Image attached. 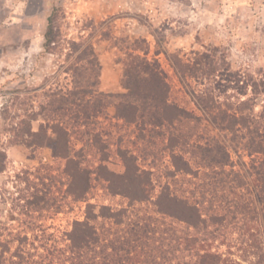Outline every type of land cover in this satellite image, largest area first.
I'll use <instances>...</instances> for the list:
<instances>
[{
    "label": "rangeland",
    "instance_id": "rangeland-1",
    "mask_svg": "<svg viewBox=\"0 0 264 264\" xmlns=\"http://www.w3.org/2000/svg\"><path fill=\"white\" fill-rule=\"evenodd\" d=\"M55 9L58 39L48 51L45 34ZM90 47L94 54L83 57ZM137 56L159 63L171 88L170 101L184 110L202 116L196 99L209 96L222 109L255 104L254 116L259 117L264 111V0H0V151L7 156L0 172V243L10 241L8 262H18L13 253L27 237L21 250L29 264H70L68 234L85 220L88 204L97 206V213L100 207L127 211L124 228L99 221L105 237L130 233L137 224L156 227L161 220L153 205L131 206L127 198L110 194L108 184L97 177L100 165L123 175L120 153L128 150L142 169L152 171L156 196L167 181V168H172L170 151H163L168 134L163 139L158 129L141 133L135 124L118 118L115 104L103 105L101 114L93 116L96 105L87 103L96 94L127 93L124 73ZM94 77L96 88L89 85ZM84 92L82 103L78 93ZM85 112L92 116L87 118ZM251 120L247 118L249 127ZM248 129L222 135L230 155L224 169L231 175L215 200L220 215L227 213L218 205L236 196L241 206L257 202L254 166L264 156L252 152ZM21 132L35 136L23 134L20 140ZM63 132L70 140L69 159L81 155L82 169L92 173L87 201L70 195L68 159L55 157L50 147L49 138ZM37 136L45 144L26 147L24 141ZM144 153L151 155L148 160ZM157 155L163 162L154 164ZM177 180L173 187L178 195L191 202L199 199L191 191L201 181L182 176ZM35 197L43 199L37 211L30 204ZM210 206H203V212L212 213ZM243 214L236 219L227 215L223 225L210 226L201 235L202 244L240 264H256L257 257L242 250L244 229L253 225V215L248 210ZM256 223L264 228V214ZM176 229L179 236L186 232L184 225ZM157 235L150 233L144 241L150 245ZM179 259L183 264L196 261L192 252L181 253L173 264Z\"/></svg>",
    "mask_w": 264,
    "mask_h": 264
},
{
    "label": "trees",
    "instance_id": "trees-1",
    "mask_svg": "<svg viewBox=\"0 0 264 264\" xmlns=\"http://www.w3.org/2000/svg\"><path fill=\"white\" fill-rule=\"evenodd\" d=\"M57 17L58 9H55L48 19L49 24L45 34L44 48L48 51L53 49L58 39L59 31L54 25ZM93 54V49L90 47L84 52L83 57H91ZM90 64L98 67V63L94 61H90ZM96 77L89 83L94 88L99 84ZM123 87L127 93L96 94L92 102H87L96 105L93 106V116L101 114L100 108L103 105L115 104L118 118L126 124H135L141 133L158 129L160 137L165 138L168 134V145L163 151H170L172 168H167L165 173L167 181L156 196H154L156 186L152 171L142 169L138 163L139 158L128 150L120 153L126 168L123 175H117L109 171L106 166L100 165L97 177L108 184L105 189L110 194L127 198L131 206L147 203L153 205L161 220L156 221V227L149 223L141 226L137 224L130 233L126 231L125 235L121 234L117 237L115 235V238L112 234L105 237L98 228L99 221H109L114 226L124 228L126 224L124 217L127 211L100 207L97 213V206L88 204L85 220L76 222L68 234L72 253L70 264H140L142 259L144 264H173L177 256L184 252H192V256L196 258L194 264H240L202 244L204 240L201 239V235L207 232L210 226L223 225L228 219L227 215L236 219L239 213L244 215L243 213L247 210L250 215H253L250 218L253 225L248 224L244 229L247 235L243 240L245 246L242 250L246 255L256 256L258 260L256 264H264V228L258 229L259 224L256 223L260 213L264 214V158L254 166L255 178L252 182L257 194L255 204L244 203L241 206L237 201L240 197L236 196L218 205V209L226 210L227 213L220 215L216 206L218 201H215L220 191L225 188L223 184L231 175L224 169L230 155L224 145L223 132L236 134L241 132V129L250 128L248 130L252 140V152L264 156V111L259 117H255V104L248 106V103L243 102L236 108L229 105L228 108L222 109V105L209 96H199L197 99L195 97L196 106L202 116L190 113L170 101L171 88L164 72L157 61H150L146 57L137 56L128 63L124 73ZM85 94L87 93H78L82 103L85 102ZM248 110L251 112L248 113ZM85 116L89 118L92 115L85 112ZM250 116L252 120L249 127L247 118ZM204 121L210 125L203 127ZM184 127L188 128L186 133L183 130ZM27 133L30 138L35 136L31 132ZM27 133L21 132L22 135L18 138H23V134ZM63 133V136L56 139L49 138V143L53 144L50 147L55 157L68 159L66 173L71 179L70 195L76 201H87L86 196L91 190L92 173L82 169L79 160L81 155H77L78 160L69 159L70 140L68 134ZM37 137L32 141L23 140L26 147L43 146L45 143L40 136ZM147 144L152 143L149 141ZM144 150H149V145H146ZM145 156L144 160H148L151 155L145 154ZM157 156L154 164L157 160L163 162V158L160 155ZM6 160V154L0 151V172L5 170ZM178 176L196 178L201 181L200 184L196 183L194 190L191 191L194 197L198 196L197 201L191 202L183 195H178L173 187L178 183ZM235 188H238V185ZM223 197L227 196L223 195ZM40 200L43 199L35 197L34 201L30 202L34 210L43 208L40 206ZM209 203L212 213H204L203 206ZM177 225H184L186 232L183 236L178 235ZM154 232L158 235L156 238L152 236L154 240L151 239L152 242L149 245L144 240ZM27 240V237L20 239L21 245L19 244L13 253V259H17L18 262L14 260L8 262L6 259V255L11 252L10 241L0 243V264H7V262L29 264L21 250L22 244ZM179 261L176 264H183L180 259Z\"/></svg>",
    "mask_w": 264,
    "mask_h": 264
}]
</instances>
